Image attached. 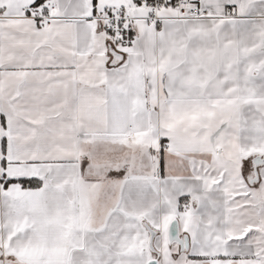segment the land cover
I'll list each match as a JSON object with an SVG mask.
<instances>
[{"label":"snow or ice","instance_id":"snow-or-ice-1","mask_svg":"<svg viewBox=\"0 0 264 264\" xmlns=\"http://www.w3.org/2000/svg\"><path fill=\"white\" fill-rule=\"evenodd\" d=\"M0 264H264V0H0Z\"/></svg>","mask_w":264,"mask_h":264}]
</instances>
